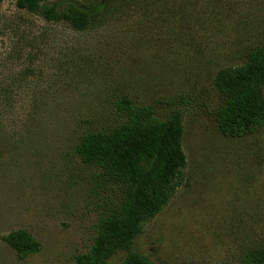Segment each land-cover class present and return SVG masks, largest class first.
Masks as SVG:
<instances>
[{
	"label": "rangeland",
	"instance_id": "obj_1",
	"mask_svg": "<svg viewBox=\"0 0 264 264\" xmlns=\"http://www.w3.org/2000/svg\"><path fill=\"white\" fill-rule=\"evenodd\" d=\"M71 1L44 0L48 5ZM264 45V0H111L84 31L0 5V264H75L122 190L81 163L89 132L123 120L117 102L183 119L184 184L144 226L147 264H244L264 249V128H217L216 73ZM41 244L20 260L2 238ZM123 254L106 264H122Z\"/></svg>",
	"mask_w": 264,
	"mask_h": 264
},
{
	"label": "trees",
	"instance_id": "obj_2",
	"mask_svg": "<svg viewBox=\"0 0 264 264\" xmlns=\"http://www.w3.org/2000/svg\"><path fill=\"white\" fill-rule=\"evenodd\" d=\"M5 1L9 0H0V5ZM10 1L17 9L45 22H62L84 31L99 21L111 0H92L89 5ZM213 86L222 98L216 111L221 134L241 138L264 128V45L252 50L244 64L219 70ZM116 108L123 117L121 123L86 133L75 149L82 164L98 169L101 177L123 194L113 209L100 218L90 250L77 255L75 264H106L119 253L123 254L122 264H147L134 251V240L185 181L181 112L172 111L159 119L150 107L136 106L128 98L118 101ZM2 240L20 260L42 247L24 230L10 232ZM244 264H264V249L249 253Z\"/></svg>",
	"mask_w": 264,
	"mask_h": 264
}]
</instances>
